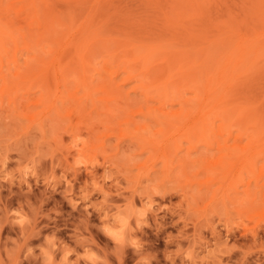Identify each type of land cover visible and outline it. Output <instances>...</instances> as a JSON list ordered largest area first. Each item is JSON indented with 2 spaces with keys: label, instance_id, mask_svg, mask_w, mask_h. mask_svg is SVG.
<instances>
[{
  "label": "rangeland",
  "instance_id": "obj_1",
  "mask_svg": "<svg viewBox=\"0 0 264 264\" xmlns=\"http://www.w3.org/2000/svg\"><path fill=\"white\" fill-rule=\"evenodd\" d=\"M18 1L9 2L18 5ZM152 2L125 0L127 18L102 20H107L109 31L140 24L148 33L161 25L153 15ZM12 17V27L2 26L5 36L0 45V264H264V135L252 146L259 153L252 158L247 151L253 148L245 137L236 139V128L230 138L226 133L218 135L222 122L215 117L208 137L213 146L197 137L188 143L177 135L170 142L171 132L165 131L166 156L161 147V155L152 146L131 148L133 139L124 132L123 120L117 122L118 135L129 138L106 139L100 133L106 122L98 118H112V109L123 95L138 97L133 93L138 84L122 83V74L115 80L119 93L112 86L109 90L108 84L99 82L103 60L95 57L99 61L93 60L85 74L67 71L60 89L63 96L44 98V90L36 84L14 78V64L25 67L36 49L33 52L32 44L23 46L30 43L29 22ZM208 31L211 41L214 32ZM150 35L131 36L150 40ZM220 47L215 49V59ZM250 72L245 91L235 95L237 102L229 115L235 118L240 109L254 106L264 132V67ZM138 98L141 102L144 97ZM75 109H80L78 115ZM169 109L177 106L163 109L154 102L149 108L158 115ZM134 118L139 126H127L129 135L140 133L139 128H150L147 133L161 128H154L150 119ZM232 146L239 151L229 153ZM21 217L23 225L16 223Z\"/></svg>",
  "mask_w": 264,
  "mask_h": 264
},
{
  "label": "bare ground",
  "instance_id": "obj_2",
  "mask_svg": "<svg viewBox=\"0 0 264 264\" xmlns=\"http://www.w3.org/2000/svg\"><path fill=\"white\" fill-rule=\"evenodd\" d=\"M53 1L56 3L49 0H19L18 5H11L10 2L8 4L6 1V4L5 0H0V45L4 41L2 40L5 34L3 27L13 26L10 17L13 16L14 20L24 17L25 21L29 22L31 30L28 32L30 43L25 42L23 46L29 48L35 45L34 49L32 48L33 52L36 49L33 58L27 61L29 63L25 64V67L14 64L16 68L14 78H22L25 83L36 84V88L44 90L42 91L45 92L44 98L54 97L55 100L60 95L63 96L60 89L65 83L67 71H81V74H85L88 67L93 66L94 58L98 57L101 61L103 60V68L98 71V73L102 72L99 82L108 84L109 90L111 86L114 87L111 90L119 93L120 89L115 86V80L123 74L122 83H137L133 93L135 97H144L141 102L138 97H136L138 101H135L133 99L136 98L130 99L126 94L121 99L117 97V103L112 109L114 117L106 119L97 117L101 123L104 120L106 122V126L102 124L105 126H103L104 130L100 129L103 131L100 133L104 138L114 135L120 136L119 138L132 136L130 139L135 142L134 144L130 142L131 148L135 145L141 148L152 146L157 152H154L155 154L166 156L169 149L165 148L166 139L162 138L165 131L171 132L170 142L177 135L178 138L184 137L185 140L187 138L188 143L189 140H193V137L194 139L197 137L199 142L209 144L212 142L210 138L208 142V137L213 132L212 117H215L222 122L217 131L220 137L223 136L222 133H226V136L230 138L231 130L236 128L238 132L236 139L240 141V138L245 137L247 144L251 147L261 140L260 137L264 135V132L260 131V124L253 112L255 107L240 109L234 115L235 118L230 116L232 113L230 109L232 110V105L237 102L235 95H241L245 91L244 83L251 78L250 71L256 72L264 67V0H240L239 2L235 0H152L153 6L150 5L153 7L154 14H152L159 18L161 25L153 26L156 32L149 28L148 33L144 25L140 24L131 29L115 27L113 28L115 31L111 29L113 32L108 30L107 24L104 23L107 20L103 22L102 17L108 19L107 16H111L118 20L127 18L129 11L122 5L125 0H120L121 2H116L117 4L111 3V0ZM59 3L63 6L62 4V7L57 6ZM118 5H122V8ZM1 19L6 20L2 22ZM95 19H100L103 24L100 20L95 22ZM209 29L214 32V39L211 41H208L207 37ZM18 31L22 33V29ZM135 33L151 34V38L150 40L134 38L131 35ZM19 35L26 37L24 33ZM167 37H169L168 40H166ZM178 38L183 40L185 38V40L178 42ZM17 41L16 39V44ZM222 44L223 47H220ZM219 47L221 52L215 59V49ZM30 65H33L36 71L32 72ZM175 76L177 77L175 80L169 81ZM2 78L1 80L3 82L5 80L6 83L7 79ZM168 82L173 85L171 89ZM11 84L9 83L10 86ZM103 86L106 87V85ZM230 90L232 93L229 92ZM5 91L6 88L3 92ZM186 93L192 96L185 98ZM119 95L122 97V94ZM154 102L163 109H166V106L175 105L177 109H169L167 114L158 115L157 110H149ZM75 111L78 115V110L75 109ZM135 116H141L142 120L150 119L154 128H156L155 125L157 127L159 125L160 130L147 133L146 131L151 130L150 128H139L140 133L136 130V135H134L136 131L131 132L132 134L129 132V135L128 131L131 127L127 126L134 127L136 124L139 126V122H135ZM122 120L124 124H120L124 127L126 125L124 132L129 137L126 134L118 135L121 132L118 130V121ZM114 122L118 123L114 124ZM248 125H251V129L247 127ZM225 129H227L226 132ZM143 131L144 134H141ZM221 142L223 145L224 142ZM221 142L220 144L217 142L218 146ZM195 143L197 142L193 144ZM213 144V142L210 143L211 146ZM234 147H229L228 152L232 149V152L236 153L237 149ZM261 147L264 149V144ZM253 149H251L253 152L247 151L248 157L252 158L259 154L255 152V148ZM261 152L264 153V150Z\"/></svg>",
  "mask_w": 264,
  "mask_h": 264
},
{
  "label": "clouds",
  "instance_id": "obj_3",
  "mask_svg": "<svg viewBox=\"0 0 264 264\" xmlns=\"http://www.w3.org/2000/svg\"><path fill=\"white\" fill-rule=\"evenodd\" d=\"M17 215H18V214H17ZM24 222H25V220H24L23 217H21L20 219H18V220L16 221V223H18V224H20V225H23Z\"/></svg>",
  "mask_w": 264,
  "mask_h": 264
}]
</instances>
